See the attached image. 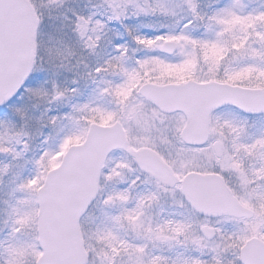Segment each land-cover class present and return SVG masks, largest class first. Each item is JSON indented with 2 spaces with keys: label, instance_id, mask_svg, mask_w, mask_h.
Masks as SVG:
<instances>
[{
  "label": "snow or ice",
  "instance_id": "snow-or-ice-1",
  "mask_svg": "<svg viewBox=\"0 0 264 264\" xmlns=\"http://www.w3.org/2000/svg\"><path fill=\"white\" fill-rule=\"evenodd\" d=\"M7 8L0 0V184L8 188L0 264H264V11L238 14L241 0H217L211 12L198 0H104L106 22L73 13V32L96 56L106 28L119 24L123 34L95 65L77 59L73 87L53 83L49 92L34 72L36 56L43 60L31 30L42 22L38 9L28 10L14 46ZM148 17L174 26L148 36L129 27ZM130 43L148 54L130 64ZM25 94L60 106L34 118L56 148L45 146L26 177L17 163L32 139ZM73 139L78 151L55 159ZM105 183L115 187L98 199ZM165 200L182 211L162 215ZM97 204L102 227L86 232L80 217ZM221 221L245 226L228 233Z\"/></svg>",
  "mask_w": 264,
  "mask_h": 264
},
{
  "label": "rangeland",
  "instance_id": "rangeland-1",
  "mask_svg": "<svg viewBox=\"0 0 264 264\" xmlns=\"http://www.w3.org/2000/svg\"><path fill=\"white\" fill-rule=\"evenodd\" d=\"M35 5V8L38 9V17L40 19V28L37 33L36 40L39 47V50L43 54V60L40 56H36V67L34 72L37 74L36 79L39 80V74L43 73L45 80L39 83V87L46 91H51L52 84L55 83L59 87H68L71 88L74 85L72 80L74 78H79L75 75V69L73 65L76 63L77 59L84 57V62L89 65H95L98 60L102 59L105 52L111 53L112 48L110 46V41L116 39L118 34H123V28L119 24H111L108 28L105 29L106 36L100 47L97 48V52L100 53L99 56L88 55L82 47L81 42L78 40L76 34L73 32L72 20L71 17L73 13H78L84 16L89 14H97V18H101L102 22H106V15L104 9V0H31ZM200 9L204 12H211L217 6V0H198ZM241 4L244 5L243 11L238 13L241 15H247L249 12L254 10L264 11V0H241ZM129 27L137 28V30L145 36L152 35L155 32V27H159L161 24L168 25L169 28L173 27V20L167 17H148L142 18V22L132 20L128 22ZM195 32L199 34L202 31V28L199 26H194ZM136 49L133 51V49ZM71 53V55H69ZM148 52L142 48L136 47L134 43H130L128 55L131 58L129 63L131 64L135 59H138L144 55H147ZM170 59L176 58V53H172L169 57ZM64 64L66 67H58L59 65ZM82 67V66H81ZM206 70V69H205ZM107 79H115L116 77L108 76ZM182 78V77H181ZM84 93V96H87L90 85L85 86L83 80L80 81L79 85ZM83 97H81L82 99ZM25 112V121L27 130L30 131L32 139L29 141V149L26 152L24 158L17 163L22 167L18 170L22 176H29L30 174L35 173V167L32 163V160L38 157L45 146L49 148H56V141L49 140L48 144L45 145L43 137L40 134V127L35 121V117L39 116L41 111L45 108H51L52 113H56L58 106L55 103L48 104L44 98L30 97L27 94L23 97V102L20 105ZM63 111V109H60ZM227 114V111H226ZM67 121H61V125L66 124ZM19 126V121L17 122V127ZM250 135H259L260 126L250 127L248 129ZM80 144L78 139H73L64 151L71 145ZM166 147V146H165ZM57 152L55 159H61L62 155L65 152ZM122 158L120 153H112L107 159V164L109 167H112L117 161ZM253 165H256V161H250ZM7 180V177H5ZM235 181V178H233ZM238 184V181H235ZM115 186L111 183L103 184L101 193L98 199H103V196L111 191ZM8 191V188L0 184V229H4L3 220L5 217L6 205H4L3 200L6 199L5 193ZM170 203L162 201L163 211L162 215L167 216L172 212H180L181 209L174 208L171 205V201L167 200ZM103 212L99 204L95 207L89 209V212L80 218V224L83 226L84 230L87 231H96L97 226L102 227ZM216 227L221 228L224 232L231 233L237 228H242L245 225L241 223L236 225L233 222H223L215 224ZM6 231V229H4ZM4 232H0V238H2ZM123 235V233H121ZM25 239H30V237L25 236ZM91 243L96 247L97 251L102 248L103 242H97L95 239ZM99 264V259L97 260Z\"/></svg>",
  "mask_w": 264,
  "mask_h": 264
},
{
  "label": "water",
  "instance_id": "water-1",
  "mask_svg": "<svg viewBox=\"0 0 264 264\" xmlns=\"http://www.w3.org/2000/svg\"><path fill=\"white\" fill-rule=\"evenodd\" d=\"M8 4L6 9V14L8 18V23L10 27L11 40L13 45H19L22 43L25 33L28 31V10L31 7V4L28 0H5ZM38 23L37 19H34L31 25V30L33 33V42L36 44V24ZM80 145L70 146L66 151L63 158L66 156H72L75 154ZM62 158V159H63Z\"/></svg>",
  "mask_w": 264,
  "mask_h": 264
},
{
  "label": "flooded vegetation",
  "instance_id": "flooded-vegetation-1",
  "mask_svg": "<svg viewBox=\"0 0 264 264\" xmlns=\"http://www.w3.org/2000/svg\"><path fill=\"white\" fill-rule=\"evenodd\" d=\"M165 202H167V203H170L169 201H167V200H165ZM215 220H213V222H214ZM227 259H230L231 257H230V255L229 256H227L226 257Z\"/></svg>",
  "mask_w": 264,
  "mask_h": 264
}]
</instances>
